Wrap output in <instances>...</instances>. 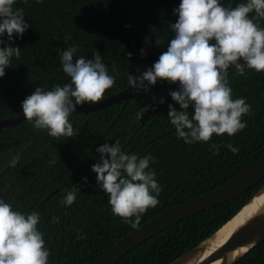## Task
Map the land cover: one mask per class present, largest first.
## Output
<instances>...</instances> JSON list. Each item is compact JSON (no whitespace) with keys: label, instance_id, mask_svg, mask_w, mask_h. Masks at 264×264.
<instances>
[{"label":"trees","instance_id":"16d2710c","mask_svg":"<svg viewBox=\"0 0 264 264\" xmlns=\"http://www.w3.org/2000/svg\"><path fill=\"white\" fill-rule=\"evenodd\" d=\"M240 2L243 0H221L226 7ZM178 4L179 0H15L13 8L23 11L29 27L19 39L14 35L11 42L20 47L21 55L11 59L0 77V119L20 114V102L35 87L50 90L69 82L60 66L59 51L72 44L78 48L74 59L91 58L98 52L109 74L115 76L101 100L122 90L129 73L138 68L135 65L132 69L138 56L130 32L145 38L139 27L126 20L122 6L130 9L132 20L144 21L154 41L163 42L155 45V53L146 60L148 68L173 35L169 23L176 20L172 9ZM255 22L264 27V19ZM228 81L233 97H245L251 105L250 113L242 116L246 127L233 136L213 134L208 142L185 144L176 137L167 118L169 103L179 107L172 100L140 124L137 114L169 84L163 80L105 107L72 113L69 120L78 128L72 138L51 137L46 130L34 129L27 120L0 129V141L6 142L0 149V192L10 185L6 200L15 210L40 213L37 227L50 251L49 264H92L118 238L134 229L111 213L107 194L96 187L90 166L99 158L95 149L100 144L111 145L118 139L123 150L155 158L150 167L161 186L159 202L141 215L139 225L213 190L264 153V71L246 68L241 76L230 69ZM229 143L238 147V152L228 150L225 146ZM211 144L220 146L217 154H213ZM13 159L16 163L10 166ZM51 160L55 163L50 164ZM82 177H87L86 183ZM263 183L264 177L236 197L174 223L132 248L116 264H168L229 220ZM73 186L79 188L74 203L60 204ZM53 217L58 220L53 221ZM81 235L84 238H78ZM234 264H264V240Z\"/></svg>","mask_w":264,"mask_h":264},{"label":"clouds","instance_id":"9594fccd","mask_svg":"<svg viewBox=\"0 0 264 264\" xmlns=\"http://www.w3.org/2000/svg\"><path fill=\"white\" fill-rule=\"evenodd\" d=\"M14 3L15 0H0V37H6L0 39V77L5 75L11 59L21 55L20 47L11 45L13 36L19 39L29 27L23 11L13 8ZM172 13L176 20L169 23L173 35L165 50L151 67L139 74L129 73V87L139 91L161 80L177 83V90L168 95L179 107L169 103L167 118L176 137L185 144L208 142L213 134L233 136L246 127L242 116L250 113L251 105L245 97H233L228 70L235 69L241 76L246 68L264 71V27L255 22L257 18L264 19V0H243L234 7L224 6L221 0H179ZM154 43L159 46L163 42L155 39ZM77 50V45L72 44L59 51L60 66L69 82L56 84L50 90L35 87L20 102L24 119L51 137H75L78 128L69 120L75 107L101 100L115 82L98 52L91 58L74 59ZM140 54L144 55L145 49H140ZM160 102H164L162 97ZM209 147L213 154L219 152V145ZM225 147L233 154L239 150L231 143ZM95 151L99 158L90 170L95 173L96 187L107 194L111 213L136 228L141 215L159 202L161 186L150 167L155 158L123 150L118 139L111 145L100 144ZM15 163L13 159L10 166ZM81 180L86 183L87 177ZM78 191L73 186L59 203L72 205ZM40 219L38 211L15 210L4 197L0 198V264H49L50 251L37 227ZM57 220L53 217V221Z\"/></svg>","mask_w":264,"mask_h":264},{"label":"water","instance_id":"95a60500","mask_svg":"<svg viewBox=\"0 0 264 264\" xmlns=\"http://www.w3.org/2000/svg\"><path fill=\"white\" fill-rule=\"evenodd\" d=\"M122 7L127 13L126 20L134 23L143 31L144 36L148 37V42L145 43V38L140 37L132 31L130 32L131 43L138 56L137 60L134 64H132V69H135V65H137L138 68L135 73L139 74L140 71L144 70L146 60L155 53L154 36L147 29L144 21L132 20L130 18V9L125 5ZM142 48L145 49L144 55L140 54V49ZM177 87V83H169L166 87H164L160 91L157 98L149 104L139 117L140 124L145 122L158 109L165 106L171 100L168 95L169 91L177 90ZM142 91L144 90L140 89L139 91H134L127 83L126 87L122 90L114 92L94 104H82L76 106L73 113H87L89 111L127 99L128 97ZM161 97L163 98V103L160 102ZM22 120H26L24 119L22 113L0 119V129L4 127H13ZM5 144L6 142L0 141V149ZM263 177L264 153L213 190L170 207L140 224L136 228L130 230L110 245L92 264H116L123 255L135 246L144 242L146 239L182 219L201 211L208 210L236 197L253 186ZM61 186L62 185L58 186L50 193V195L57 192ZM9 189L10 185H7L0 192V198L4 197L6 199ZM263 193L264 183L229 220H227L209 236L201 240L193 248L186 251L184 254L180 255L168 264H234L237 262L241 256L264 240V200H262L241 223L235 225H228V223L244 206H246L253 199L261 196Z\"/></svg>","mask_w":264,"mask_h":264},{"label":"bare ground","instance_id":"6f19581e","mask_svg":"<svg viewBox=\"0 0 264 264\" xmlns=\"http://www.w3.org/2000/svg\"><path fill=\"white\" fill-rule=\"evenodd\" d=\"M264 200V193L258 198L253 199L246 206H244L240 212L233 217L228 225H235L241 223L259 204Z\"/></svg>","mask_w":264,"mask_h":264}]
</instances>
